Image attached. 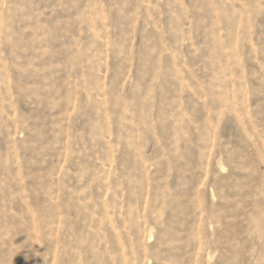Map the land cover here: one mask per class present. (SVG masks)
<instances>
[{
    "label": "rangeland",
    "instance_id": "374dc122",
    "mask_svg": "<svg viewBox=\"0 0 264 264\" xmlns=\"http://www.w3.org/2000/svg\"><path fill=\"white\" fill-rule=\"evenodd\" d=\"M0 264H264V0H0Z\"/></svg>",
    "mask_w": 264,
    "mask_h": 264
}]
</instances>
